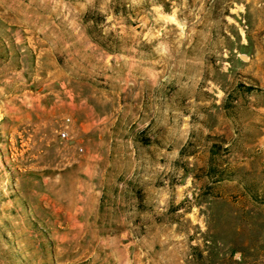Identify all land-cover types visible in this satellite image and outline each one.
Wrapping results in <instances>:
<instances>
[{"label": "rangeland", "instance_id": "374dc122", "mask_svg": "<svg viewBox=\"0 0 264 264\" xmlns=\"http://www.w3.org/2000/svg\"><path fill=\"white\" fill-rule=\"evenodd\" d=\"M0 264H264V0H0Z\"/></svg>", "mask_w": 264, "mask_h": 264}, {"label": "built area", "instance_id": "2783aa9c", "mask_svg": "<svg viewBox=\"0 0 264 264\" xmlns=\"http://www.w3.org/2000/svg\"><path fill=\"white\" fill-rule=\"evenodd\" d=\"M61 136H62V137H65V136H66V133H62Z\"/></svg>", "mask_w": 264, "mask_h": 264}]
</instances>
